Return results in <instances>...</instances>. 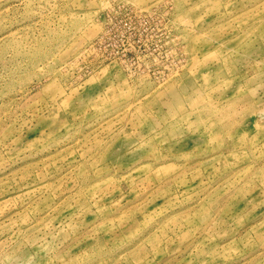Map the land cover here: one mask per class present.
Here are the masks:
<instances>
[{
    "label": "rangeland",
    "instance_id": "374dc122",
    "mask_svg": "<svg viewBox=\"0 0 264 264\" xmlns=\"http://www.w3.org/2000/svg\"><path fill=\"white\" fill-rule=\"evenodd\" d=\"M0 264H264V0H0Z\"/></svg>",
    "mask_w": 264,
    "mask_h": 264
}]
</instances>
